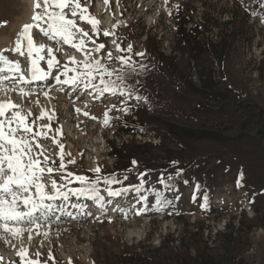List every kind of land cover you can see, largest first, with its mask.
<instances>
[{
    "label": "rangeland",
    "instance_id": "374dc122",
    "mask_svg": "<svg viewBox=\"0 0 264 264\" xmlns=\"http://www.w3.org/2000/svg\"><path fill=\"white\" fill-rule=\"evenodd\" d=\"M34 2L0 0V50L14 48L23 26L33 23V14L40 11L32 5ZM81 3L99 21L100 32L95 35L88 23L76 18L80 28L97 43L105 44L101 53L94 54L102 58V62H108V52L114 57L125 54L116 50V44L124 49L132 45L133 53L148 52L144 57L133 56L149 66L152 73L137 85L136 94L161 102L159 113L164 123L179 130L217 133L229 140L226 143H247L253 149L255 145V149L264 151V137L257 134L260 119L249 114L243 106L248 102L264 109V8L260 6L264 0H167L166 3L165 0H108L107 4L105 0H81ZM180 24H185L186 29L197 26L203 32L198 39L213 45L221 44L224 54L206 57L202 63L191 60L188 48L176 40ZM31 30L37 45L40 44L38 38L51 43L39 34L37 28ZM104 31L111 35L105 37ZM146 35L155 36L158 45L154 47L153 41L147 44ZM52 47L55 49L57 46L52 44ZM94 47L90 42L87 44L88 49ZM4 55L12 61H19L25 76L30 74L26 51L24 56L11 51L4 52ZM55 56L61 65L69 64L70 67L69 58L75 57L77 61L85 58L83 52L63 44ZM40 66L47 69L44 61ZM109 67L118 69L120 64L113 61ZM205 70L215 72L218 85L211 95L203 99V106L197 109V101L182 97L175 89L177 83L185 82L187 77L199 86L198 73ZM141 78L137 77L138 80ZM176 80L178 82L175 83ZM29 87L32 95H20L11 91L6 83L4 88L9 90L0 89V102L11 100L24 113L30 112L28 121L35 120L37 129L49 123L47 118L37 119L42 112L54 114L51 121L53 131L48 133L50 138L40 141L50 163L55 160L58 166L62 147L67 170L94 179L92 170L97 167L102 170V175L114 173L115 159L108 155V143L121 146L132 140L136 145H152L144 159L139 158V154L136 156L144 169L136 167L129 171L128 168L114 173L120 179L124 176L129 179L112 186L119 190L137 184L138 176L147 173L144 179L148 183L142 194L148 196V206L145 210L144 203L137 202L135 193L109 197L103 183L98 187L104 197V211L93 201L69 192L68 201L52 202V212L47 218L40 217L45 226L34 230L31 240L27 233L23 238L2 233L7 242L0 239V264H20L18 252L22 248L27 249L29 257L39 260L40 264H200V255H206L218 264H264V175L254 189L236 187L237 167L229 166L230 162L224 156L219 163L214 158L226 144L198 145L196 151L205 154V159L191 162L188 171H193L184 178L188 183H178L176 192L159 189L172 200V204L157 210L154 207L155 196L147 189H155L160 177L171 174L169 162L162 159L166 152L177 149L173 141L160 146L161 140L153 134L138 133L132 137L122 133L123 113L115 109L109 113L113 117L111 126H105L104 113L108 108L113 104L116 108L125 105L120 97L108 94L102 97L93 89H84L82 84L74 88L57 84L51 78L34 82ZM218 93H227L232 96L233 103H238L232 108L227 104L222 111L240 119L224 123L215 118L218 104L211 99ZM127 106L140 109L146 107L147 102L133 98L127 101ZM57 129L62 131V135L57 134ZM51 137L60 147L53 143ZM192 157L197 159L198 155L194 153ZM72 160L74 164L68 163ZM205 174L211 190L200 189L197 192L193 182ZM56 178L59 180L58 175ZM204 185L209 187L208 182ZM78 187L73 182L63 190ZM205 193L209 197L207 208L202 207ZM177 196L179 199L175 198ZM36 231L40 234L37 235ZM46 231L49 234L43 235Z\"/></svg>",
    "mask_w": 264,
    "mask_h": 264
},
{
    "label": "snow or ice",
    "instance_id": "6c2138e0",
    "mask_svg": "<svg viewBox=\"0 0 264 264\" xmlns=\"http://www.w3.org/2000/svg\"><path fill=\"white\" fill-rule=\"evenodd\" d=\"M166 2L167 0H165ZM105 3L107 4L108 0H105ZM260 6L264 8V4ZM34 8L40 11L33 14V23L23 26L15 41V47L0 50V89L8 91L9 89L4 88L8 83L11 91L30 96L33 91L29 85L51 78L57 84L69 85L74 88H78L82 84L84 89H93L102 97L108 94L112 97L122 98L125 101L124 106L116 108V105L113 104L104 113L103 123L105 126H111L113 117L109 113L113 109L125 115L132 114L131 107L127 106L129 99L134 98L136 101L147 102V97L136 94L140 81L134 79L147 71V65L133 58V56L144 57L145 53H133L132 45L124 49L113 41L116 44V50L125 54L114 57L113 53L108 52L106 53L108 62H102V58L94 54L101 53L105 49V44L97 43L87 31L78 26L77 17L91 26L93 34L99 35V21L88 13L87 7L81 3V0H35ZM66 9L67 11H65ZM33 28H37L39 34L46 37L51 43L37 45L31 34ZM103 35L107 37L111 33L104 31ZM89 42L95 47L88 49ZM52 44L57 47L54 49ZM62 44L69 45L78 52H83L85 58L82 61H77L75 57H71L69 58L71 67L69 64L61 65L55 52L60 51ZM7 51H11L13 54L19 53L21 56H24L26 51L30 60L28 76L24 75L19 61H12L4 55V52ZM45 52L46 55H42ZM41 61L46 63V70L40 66ZM113 61L120 64L118 69L109 67V63ZM54 71L55 75H53ZM47 94L45 93V95ZM76 111L79 112L80 109ZM53 115L42 112L37 119L47 118L49 123L37 129L35 120L31 123L28 121V117L31 116L30 112L24 113L20 106L11 100L0 102V239H5L6 242V237L2 233H7L13 238H23V235L27 233L28 239L31 240L34 230L45 226L40 222V217L47 218L48 214L52 212L54 207L52 202L61 199L68 201L69 192L73 196L93 201L95 206L104 211L105 201L104 197L100 195L98 187L101 183L105 185L109 197L115 198L135 193L137 202H143L145 210H147L148 196L142 194L146 191L145 184L148 183L144 179L147 173L138 176L139 183L115 190L113 185L123 184L129 177L124 176L123 179H120L114 173L102 175V170L99 167L92 170L95 174L94 179L68 171L63 148L59 146L54 137H51L53 143L60 147L59 164L57 166L55 160L49 162L50 158L45 155L40 141L50 138L48 133L53 131L51 127ZM93 119L95 118L93 117ZM55 131L62 135L61 130ZM68 163L74 164L75 161H68ZM176 163L173 162L174 165ZM132 164L135 167L137 162L133 160ZM57 175L59 180L56 178ZM180 176H182V170L177 169L175 176H162L157 180V183L163 185L165 190L172 191L174 188L172 182ZM242 180L243 174L241 173L240 179L236 182L237 187L243 186ZM73 182L79 187L70 188L68 191L63 190ZM183 183L187 184L188 181L184 180ZM147 191H151L155 196L154 207L157 210H163L172 204V200H169L163 191H157L154 188H149ZM196 191H200L199 184L196 185ZM175 198L179 199L178 196ZM193 200H195V196H193ZM203 200L202 207L207 208L209 202L207 193L204 194ZM73 207L83 208L86 206L73 205ZM37 213L40 215L37 216ZM137 214L139 215V213ZM36 234L39 235V231H36ZM48 234L47 231L43 233V235ZM36 255L38 256L39 253ZM18 256L20 264H40L39 260L29 257L28 250L25 248L18 252ZM49 259L52 257L49 256Z\"/></svg>",
    "mask_w": 264,
    "mask_h": 264
},
{
    "label": "trees",
    "instance_id": "16d2710c",
    "mask_svg": "<svg viewBox=\"0 0 264 264\" xmlns=\"http://www.w3.org/2000/svg\"><path fill=\"white\" fill-rule=\"evenodd\" d=\"M203 32L197 26L186 29L185 24H180L176 31V40L178 44H183L186 48H188V55L191 60L195 62H201L206 57H220L224 54L225 50L223 46L220 44H209L200 39L198 36ZM155 36L152 38L151 36L146 35V42L149 44L150 41H153L154 47L158 45V42L155 40ZM147 51L145 54L147 55ZM159 55V53L157 54ZM203 70V69H201ZM151 68L147 66V71L142 75L140 82L145 81L148 76H150ZM199 86L194 85L188 77L185 79V82L177 83L175 92L182 97H188L192 101H197V109L201 108L203 105V99L208 96V94H212L214 89L217 87V78L214 71H199ZM134 79H137L135 77ZM138 80V79H137ZM178 82L177 80L175 83ZM229 92V91H227ZM216 97H213L211 100L215 101L218 104L217 106V115L214 114L215 118L221 119L222 122H230L233 123L235 120L240 119V117H236L233 114H227L222 111L223 106L227 104H231L232 108L233 103L232 96L227 93H218L215 94ZM239 102V101H238ZM233 103V104H232ZM244 108H246L249 114H255L259 117L261 126L257 130L258 136L264 137V109L258 107L255 103H244ZM161 107V102L153 101L147 99V106L144 108H135L131 107L132 114L125 115L123 114L122 123L124 126V130L122 133H125L130 136H134L135 134L140 133L141 135L153 134L161 140L160 146L165 142L173 141L175 144L176 150L166 152V157L162 159V161H168L169 171L171 174L175 176L177 169L182 170V176L177 177L172 183L174 184V188L171 192H176V185L180 182H183L185 176H188L193 171H188L191 162H194L199 159H205L203 156L205 154H198L196 151V147L200 144H219L222 142L224 145L226 144L224 150L221 153L215 154L214 158L219 163L221 157L228 158L230 162L229 166L234 165L237 167V171L235 173L234 184L237 187V180L240 179L241 173L243 174V180L241 181L242 187H246L249 189H254L259 186L262 177L264 175V151L258 150L250 147L247 143H226L227 139L224 137H220L217 133H210L206 131H192L190 129L179 130L176 126L169 124L167 122H163L161 120V115L159 113ZM187 112H189L187 110ZM134 117V121L132 118ZM249 117L246 116L245 120ZM137 125V126H136ZM221 144V143H220ZM153 147L152 145L145 143L143 145H136L132 140L124 145L116 146L114 143H108V155L115 159L113 163V172L118 173L120 171L130 169H136V167L143 168L137 162V154L141 155L139 158L144 159L148 153L149 148ZM196 153L198 155L197 159H193V154ZM168 156V157H167ZM135 160L137 165L134 167L132 161ZM177 162L175 165L173 162ZM229 166L226 168L229 170ZM144 169V168H143ZM166 171V170H164ZM210 174V173H208ZM208 182L209 187L204 184ZM200 185V189L204 191L211 190V183H209V179L207 174L199 179H195L193 185ZM161 186V187H160ZM163 188V185L158 183V187L155 189L160 191L159 189ZM164 191H167L164 189ZM200 264H218L212 261L206 255H200L198 257Z\"/></svg>",
    "mask_w": 264,
    "mask_h": 264
},
{
    "label": "bare ground",
    "instance_id": "6f19581e",
    "mask_svg": "<svg viewBox=\"0 0 264 264\" xmlns=\"http://www.w3.org/2000/svg\"><path fill=\"white\" fill-rule=\"evenodd\" d=\"M32 5H34V4L32 3ZM31 32H32V30H31ZM32 34H33V32H32ZM39 39H40V38H38L37 41H39L40 44L48 45V43H47L45 40H39ZM81 98H82V97H81Z\"/></svg>",
    "mask_w": 264,
    "mask_h": 264
},
{
    "label": "built area",
    "instance_id": "2783aa9c",
    "mask_svg": "<svg viewBox=\"0 0 264 264\" xmlns=\"http://www.w3.org/2000/svg\"><path fill=\"white\" fill-rule=\"evenodd\" d=\"M167 48V47H166Z\"/></svg>",
    "mask_w": 264,
    "mask_h": 264
}]
</instances>
